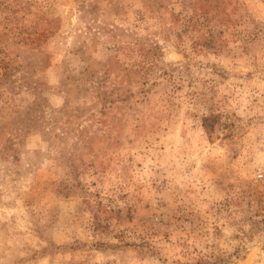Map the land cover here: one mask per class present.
<instances>
[{
  "label": "rangeland",
  "instance_id": "obj_1",
  "mask_svg": "<svg viewBox=\"0 0 264 264\" xmlns=\"http://www.w3.org/2000/svg\"><path fill=\"white\" fill-rule=\"evenodd\" d=\"M0 264H264V0H0Z\"/></svg>",
  "mask_w": 264,
  "mask_h": 264
},
{
  "label": "trees",
  "instance_id": "obj_2",
  "mask_svg": "<svg viewBox=\"0 0 264 264\" xmlns=\"http://www.w3.org/2000/svg\"><path fill=\"white\" fill-rule=\"evenodd\" d=\"M207 119H208V117L207 116H204L203 118H202V120H203V125L204 126H206V127H210V128H212L213 127V124L211 123H206V121H207Z\"/></svg>",
  "mask_w": 264,
  "mask_h": 264
}]
</instances>
